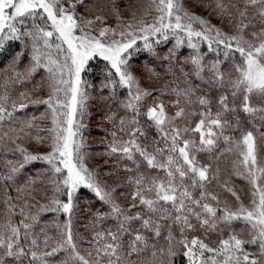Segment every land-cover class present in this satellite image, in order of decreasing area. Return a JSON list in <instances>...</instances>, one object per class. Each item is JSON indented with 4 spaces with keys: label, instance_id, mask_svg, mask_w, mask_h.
Here are the masks:
<instances>
[{
    "label": "snow or ice",
    "instance_id": "obj_1",
    "mask_svg": "<svg viewBox=\"0 0 264 264\" xmlns=\"http://www.w3.org/2000/svg\"><path fill=\"white\" fill-rule=\"evenodd\" d=\"M243 3V8L236 9L239 19L234 32L229 34L186 10L182 0H150L145 15L154 10L155 18L151 22L140 19L127 24L123 23L113 0V12L120 21L116 28L105 26L106 18L102 15L94 19L78 17L77 5L84 4V0H0V50L13 41H21L25 46L30 43L28 74L43 69L49 81L47 99L33 103L44 104L48 109L51 150L44 155H34L17 145L23 155L20 167L39 160L50 166L52 174V195L47 203L41 204L35 197L26 196L19 208L21 219L15 223L11 217L16 215V205L9 204V219L0 225V249H3L0 264H9L5 257L16 264L24 258L28 259V264H50L46 258L63 250H68L69 259L78 264H176L177 257H182L185 264H264V156L260 154L256 134L245 128L237 115L238 111L245 113L257 132L255 120L264 127V104L252 103L253 98L264 102V28L252 32V39L245 35L250 7L256 8L264 23V0H243ZM216 7L226 10L222 0ZM169 33L176 38L177 48L184 44L186 37L187 46L197 53L191 57V63L198 77L204 71L199 55L201 41L217 56L222 47L225 59L235 54L238 59H234L227 80L219 68L221 61L211 66L213 83L226 89L218 97L215 113L205 96L192 100L195 92L191 88L182 93L178 91L177 95L182 94L187 105L198 104L202 111L188 112L186 107H178L175 115L169 116L163 103L148 107L144 115L160 139L146 146L137 139V134L146 136L137 118L141 115V101L151 93L142 89L128 70L130 50L138 40H143L144 47L151 49V37L161 36L167 40ZM23 55V52L18 53L17 59ZM96 58L109 66V83L104 87H111L113 91L116 87L126 89L128 98L123 107L132 112L127 123L133 127L126 129L124 118L119 121L120 131H127L128 139L116 140L113 132L114 141L110 147L111 153L120 154L134 166L125 168L134 173L127 178L132 186L131 206L127 209L117 202L113 195L115 188L108 190L96 181L81 153L78 117L83 116L88 99L82 73ZM20 96L21 100L26 99L24 93ZM7 100V95L0 98V124L12 120L14 112L27 107L26 103L13 102L10 111ZM176 103L179 105V100ZM228 114H232L231 120ZM190 115L200 117L194 126L188 123ZM178 119L185 121L183 128L175 123ZM23 124L19 132L29 135L25 127L32 128L33 122ZM229 131L239 132V136L227 134ZM189 132L198 137L186 135ZM259 135L264 139V132ZM200 153H207L215 162L223 157L231 158L230 176L243 179L250 186L248 205L241 201L228 180L220 187L235 198V207L228 201L222 203L220 196L209 190L213 181H220V169L217 166L210 172L212 165L202 163L198 158ZM17 171L15 167L10 169L11 173ZM4 179L10 180L12 176ZM81 188L92 191L110 209L106 214H96L92 222L94 259L80 255L72 230L71 217L76 207V194ZM17 191L23 192V189ZM37 207L38 213L33 214L32 209ZM46 212L64 214L68 219L62 226L57 225L61 239L51 251L41 252L39 235L34 229L40 222L39 213ZM105 219L116 221L115 231L111 228L97 230ZM236 222L242 223L244 228L236 231L233 228ZM198 232L201 234L197 235ZM40 233L44 235L43 244L47 248L51 237L44 228H40ZM212 233L217 238L209 243ZM244 233H247L246 238ZM246 245L254 246L255 251L247 250ZM88 256L93 257V252ZM133 256L137 259L133 260Z\"/></svg>",
    "mask_w": 264,
    "mask_h": 264
},
{
    "label": "trees",
    "instance_id": "obj_2",
    "mask_svg": "<svg viewBox=\"0 0 264 264\" xmlns=\"http://www.w3.org/2000/svg\"><path fill=\"white\" fill-rule=\"evenodd\" d=\"M218 2H221V0H182L183 7L186 10L207 20L222 32L231 34L234 32L235 24L239 19L236 9L237 7H244L243 0H222L225 11L217 9ZM149 3L150 0H115V7L119 10L123 23L127 24L130 22L135 23L145 16L155 17L156 12L154 10L151 11V14L145 15L149 9ZM233 5L236 7H233ZM256 7L258 8L259 5ZM76 11L78 17H84L85 19H94L96 15L104 16L106 18L105 26L116 28L117 24L120 23L113 12V0H84V4L77 5ZM133 13H135V19ZM245 23L249 24V27L245 30L248 39L253 38L250 35L252 32H258L264 28V23L258 16L256 8L250 7L248 9V20ZM213 47L215 48L216 45H213ZM223 51L221 47L220 55L217 56L216 52L208 50L207 43L200 42L199 55L202 56L201 63L204 66V71L200 73L199 77L196 75L195 66L191 63V57L197 53L185 44L177 48L173 39H168L165 43L155 44L151 52L137 53L129 59L128 69L137 78L140 87L151 93L140 103L141 115L137 119L139 120V126L146 132V136L137 134L139 143L150 146L153 141L160 139L157 130L154 126H150L151 122L144 115L148 107L163 103L168 115L175 114L178 107H186L188 112L203 110L195 103L187 105L185 97L182 94L177 95L178 91L182 93L184 89H193L195 92V95L192 96L193 101H196L199 96H205L211 101L210 106L213 113H215L218 97L226 89L213 83L214 76L210 71L211 66L217 60L221 61L219 68L224 73L225 80H227L232 73L234 59H238V54L225 59ZM21 52L24 55L17 59L18 53ZM30 66V43L25 46L21 41H13L6 44L3 50H0V98L5 95L8 96L6 106L10 111L13 102L17 105L21 102L27 104L24 109L14 112L12 120H5L0 124V225L6 223L9 219L7 215L9 204L16 205V215L11 217L15 223L21 219L19 208L24 203L26 196H33L35 200L44 204L47 203V198L52 195L50 166L46 162L37 160L28 162L21 168L23 155L17 150V145L34 155H44L51 150L49 148L51 140L47 131L51 127L50 116L47 115L48 109L44 104L33 103L37 100L47 99L49 91L48 74L40 69L35 74L29 75ZM108 72L107 62L96 58L89 62L86 70L82 73V79L86 82L85 91L88 99L83 116L78 117L81 124L79 140L82 144L81 153L84 156L85 164L93 172L96 181L108 190L115 188L113 195L117 202L127 209L131 206L130 194L132 192V186L127 183V178L134 173L125 171V168L134 166L131 161L123 158L120 154L111 153L110 147L114 141L113 132L116 133V140L128 139L127 131H120L119 121L124 118L126 129L133 127L127 123L132 118V112L123 107V102L128 98L126 89L116 87L113 91L111 87H104L105 84L109 83ZM21 93L25 94L26 99L21 100ZM177 100L180 102L179 105L176 103ZM252 103L257 106L264 104L257 98H253ZM237 115L244 127L256 134L260 154L264 156V139H261L259 135V132H264V127H260L258 119L255 120V124L259 128V132H257L256 129L252 128V124L249 123V118L245 113L238 111ZM42 116L43 119H41ZM199 119V115H190L188 123L194 126ZM228 119H232V114H228ZM30 120L34 126L32 128L25 127V132L29 135L19 132V128L24 126L23 122ZM176 121L179 126L185 125V122L180 125V119ZM12 129H17V131H12ZM5 133H7V136H5ZM227 134L239 136V132L232 133L229 131ZM186 135L189 136V133ZM38 136L43 137V139L38 140ZM221 148H223L222 144ZM198 158L202 163L212 165L210 172L214 171L217 166L219 167L220 181H213L209 185V190L217 193L222 203L228 201L233 207L237 203L230 193L225 192L220 187V184L225 180H228L230 185L235 188L241 201L248 203L250 199L248 184L243 179L230 176V157H223L219 162H215L211 160L207 153H200ZM137 159H139L138 156ZM13 167L18 169L16 173L10 172ZM9 175L12 176V179L5 180L4 177ZM17 189H23V192H18ZM61 199H64V197H61ZM75 205L71 219L77 250L80 255L94 259L92 222L95 221L96 214L108 213L109 206L99 201L94 193L87 188H81L77 192ZM136 210L133 209V211ZM32 212L37 214L38 207L33 208ZM39 218L40 222L34 231L39 235L40 251H51L52 246L61 239L57 225L62 226L68 217L64 214L46 212L39 213ZM115 227L116 221L114 219H105L99 223L97 230L111 228L115 231ZM133 227H136V225L134 224ZM40 228H44L48 236L51 237L47 248L43 244L44 235L40 233ZM233 228L240 231L244 228V225L236 222ZM196 234L200 235L201 233ZM244 236L246 238L247 233H244ZM216 238L214 233L209 234L208 242L212 243ZM127 239L125 237V241ZM160 243L163 244L164 241L161 240ZM245 247L249 251H255L252 245H246ZM2 252L3 249H0V253ZM89 252H93V257L88 256ZM46 259L50 264H63L66 260L68 264H78L77 261L69 259L68 250L60 251ZM132 259L135 260L137 257L133 256ZM5 260L9 261V264H16L11 258L5 257ZM20 264H28V259L24 258ZM176 264H185V262L182 257H177Z\"/></svg>",
    "mask_w": 264,
    "mask_h": 264
},
{
    "label": "rangeland",
    "instance_id": "obj_3",
    "mask_svg": "<svg viewBox=\"0 0 264 264\" xmlns=\"http://www.w3.org/2000/svg\"><path fill=\"white\" fill-rule=\"evenodd\" d=\"M149 15V14H148ZM156 15H157V13H156ZM155 17H150L149 18V16H145L144 18H142V19H146L147 21H149V22H151L153 19H154ZM197 27V30H199V26H196ZM168 39H173V41L176 43V38L171 34V33H169V38ZM167 39V40H168ZM157 40H159L160 42L159 43H165L167 40H164L163 39V37H161V36H153V37H151L150 38V43H151V45H152V47H151V49H148V48H145L144 47V41L143 40H138L137 41V44H136V46H134V48L133 49H131L130 50V52H131V56H130V58L133 56V55H135V54H137V53H149V52H151L152 51V49H153V47L155 46V44H158L156 41ZM184 44L185 45H187V38L185 37L184 38ZM129 58V59H130ZM128 67V66H127ZM129 70V69H128ZM130 71V70H129ZM131 72V71H130ZM175 114H173V115H169V116H174ZM189 118V117H188ZM180 121H181V124L180 125H182L185 121L183 120V119H180ZM175 123L177 124V121H175ZM185 125L183 124V126H180L181 128H183ZM189 136H193V137H198V134H196V133H192V132H189ZM246 183H247V181H246ZM248 184V183H247ZM249 185H248V194H249V200H248V203L247 202H243L245 205H246V203H247V205L250 203V200H251V195H250V191H249Z\"/></svg>",
    "mask_w": 264,
    "mask_h": 264
}]
</instances>
